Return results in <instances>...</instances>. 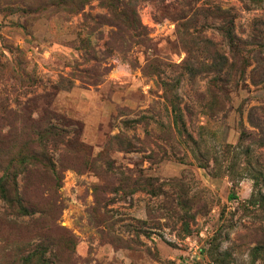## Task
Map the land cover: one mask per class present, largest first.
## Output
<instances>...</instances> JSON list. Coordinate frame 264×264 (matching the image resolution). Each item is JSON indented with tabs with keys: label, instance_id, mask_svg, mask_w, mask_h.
<instances>
[{
	"label": "rangeland",
	"instance_id": "rangeland-1",
	"mask_svg": "<svg viewBox=\"0 0 264 264\" xmlns=\"http://www.w3.org/2000/svg\"><path fill=\"white\" fill-rule=\"evenodd\" d=\"M4 169L0 264H264V0H0Z\"/></svg>",
	"mask_w": 264,
	"mask_h": 264
},
{
	"label": "trees",
	"instance_id": "trees-1",
	"mask_svg": "<svg viewBox=\"0 0 264 264\" xmlns=\"http://www.w3.org/2000/svg\"><path fill=\"white\" fill-rule=\"evenodd\" d=\"M9 165V164H8ZM4 175L0 177V191L6 197L10 205L15 204L17 200L13 197V193L17 187V180L14 175L4 169Z\"/></svg>",
	"mask_w": 264,
	"mask_h": 264
}]
</instances>
